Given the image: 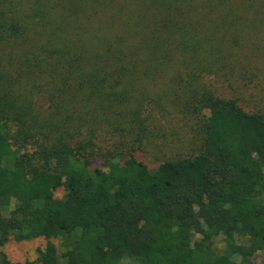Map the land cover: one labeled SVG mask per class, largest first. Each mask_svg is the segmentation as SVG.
<instances>
[{
    "label": "trees",
    "instance_id": "obj_1",
    "mask_svg": "<svg viewBox=\"0 0 264 264\" xmlns=\"http://www.w3.org/2000/svg\"><path fill=\"white\" fill-rule=\"evenodd\" d=\"M248 8L264 0H0V264H19L10 238L45 239L23 264H252L264 252V111L192 84L224 75ZM174 61L194 70L168 107L138 79ZM149 100L198 117L193 152L134 156L157 145Z\"/></svg>",
    "mask_w": 264,
    "mask_h": 264
},
{
    "label": "rangeland",
    "instance_id": "obj_2",
    "mask_svg": "<svg viewBox=\"0 0 264 264\" xmlns=\"http://www.w3.org/2000/svg\"><path fill=\"white\" fill-rule=\"evenodd\" d=\"M237 43L228 44L229 57L225 62L224 75L217 76V72L204 73L194 80L193 85L199 83L206 89L212 90L216 95L224 98L234 97L242 108L246 110H262L264 111V11L254 13L248 8L242 17V27L238 30ZM163 70V75L150 77L146 79H138L141 81L140 88H143L149 97L163 95V102L168 107V99H173L177 103L184 101V96H179L186 90L187 84L190 82L192 75L191 70H181L179 64L175 61L167 65ZM202 88V87H200ZM137 91L136 95L139 96ZM149 107L153 108V102L149 100ZM155 118L151 127L155 134L156 147H148L146 151L136 150L134 156L144 163L154 164L160 163L167 156L176 153L188 154L193 152L199 141L198 125L196 124L198 117H187L178 114V109L168 111L162 114L157 108H153ZM206 114L207 110H203L201 114ZM97 143L103 150L110 148L105 141L100 140ZM104 159L102 156H94L91 160L90 168L103 166ZM152 168L153 166H149ZM65 193L63 187L54 190V196L61 198ZM264 200V193H263ZM13 207L11 204L3 214H7L9 209ZM214 245L218 250L224 248L225 243L222 237L213 238ZM241 242V240H237ZM45 239L43 237L31 240L15 241L10 238L2 247L7 257L13 263L23 264L26 260H33L37 256V249L44 248ZM56 245L59 255L64 251V247L60 240L53 242ZM252 264H264V252L259 251L250 256ZM58 264H65L64 259L60 256ZM117 264H141L138 260L125 257Z\"/></svg>",
    "mask_w": 264,
    "mask_h": 264
}]
</instances>
